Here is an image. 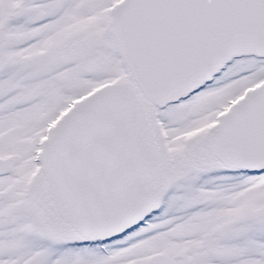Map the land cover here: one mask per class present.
Here are the masks:
<instances>
[{
  "label": "snow or ice",
  "instance_id": "obj_1",
  "mask_svg": "<svg viewBox=\"0 0 264 264\" xmlns=\"http://www.w3.org/2000/svg\"><path fill=\"white\" fill-rule=\"evenodd\" d=\"M0 264H264V0H0Z\"/></svg>",
  "mask_w": 264,
  "mask_h": 264
}]
</instances>
